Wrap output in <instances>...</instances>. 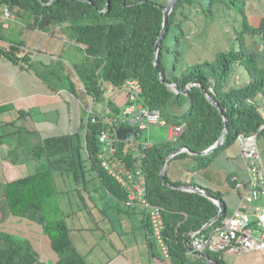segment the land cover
I'll use <instances>...</instances> for the list:
<instances>
[{
  "label": "trees",
  "instance_id": "obj_1",
  "mask_svg": "<svg viewBox=\"0 0 264 264\" xmlns=\"http://www.w3.org/2000/svg\"><path fill=\"white\" fill-rule=\"evenodd\" d=\"M167 2L0 0V6L6 4L11 11L10 19L0 20V60L7 58L20 67L36 69L37 74L54 90L52 80L64 81L86 106L89 100L105 99L106 83L121 89L128 80H138L141 87L138 102L151 110L158 109L165 125L170 124L169 128L181 126L183 130L175 138L169 137L144 148L139 147L142 153L139 157L138 152L129 145L132 138L118 140L115 152L129 165H139L143 169L147 197L162 208V236L171 260L178 264H210L197 257H188L185 240L191 232L202 229L215 217L219 207L204 195L177 188L187 185L189 181L179 176L180 165H175V162L201 160L200 164L193 163L192 169L207 168L220 153L237 142L240 134L257 133L259 136L264 133V120L259 105L260 101H264V15L256 26L249 19L247 0H176L163 25V8ZM220 10L233 11L238 16L239 26H233L229 47L217 50L212 58L197 60L178 69L182 39L188 34V22L192 16L203 15L213 19ZM11 23L15 26L20 24L21 29L58 33L69 48L65 47L50 64L36 68L33 50L26 47L22 35L12 38L15 30L11 31V35L8 34L11 33L8 31ZM162 32L159 68H156V42ZM254 42L256 47L251 46ZM236 67L243 68L248 74L242 85H236L233 81ZM160 73L165 80L177 83L183 90L192 82L200 85L191 86L187 93H177L160 79ZM75 75L80 86L72 80ZM206 93L212 96L219 107L207 98ZM129 103L127 98L123 108ZM124 109L123 113L117 108L99 113L92 106L87 122L83 125L84 148L91 168L107 191L125 206L141 209L147 221L150 248L155 249L145 210L126 204L124 189L104 170L98 157V136L103 130L116 132L119 127H133L139 135L144 130L128 122ZM225 118L228 131L222 137L226 127ZM17 132H21V136L37 133L27 129H19ZM220 137L223 138L222 143L212 152L201 154ZM37 138L36 142L24 150L25 155L33 160L46 159L48 166L19 178L0 181V221L4 222L14 215L42 225L57 254L54 264H90L73 242L55 181L56 172L62 175L69 172L78 174L82 159L75 152L74 135L64 133ZM24 139V136L21 137L20 142H25ZM185 147L194 154L182 151L172 158L167 180L174 187L168 186L161 179V171L168 156ZM19 152L22 153L20 144L10 148V159L16 163L21 161L19 156H15ZM172 173L177 176L172 177ZM232 176H227L229 181ZM189 185L198 184L192 179ZM206 191L223 199L220 191L210 188ZM204 255L219 264H227L218 253ZM0 264L48 263L41 259L30 240L0 230Z\"/></svg>",
  "mask_w": 264,
  "mask_h": 264
},
{
  "label": "rangeland",
  "instance_id": "obj_2",
  "mask_svg": "<svg viewBox=\"0 0 264 264\" xmlns=\"http://www.w3.org/2000/svg\"><path fill=\"white\" fill-rule=\"evenodd\" d=\"M247 13L254 17L251 19L252 24L258 26L262 17L261 15H264V0H247ZM216 15L217 17L213 19L206 18L203 15L192 16L191 20L188 22V34L185 38L182 39V46L180 48L182 51V56L178 69L188 63L196 62L197 60L212 58L217 50H222L229 47V45L231 44L230 41L232 39L231 31L233 29V26H239L238 16L236 12H225L223 10L218 11ZM13 33L15 34L11 36L12 38L18 35H22L18 30H15V32ZM8 34L11 35L12 32ZM40 34L45 35L43 34V32H40ZM44 37L46 38L47 36L45 35ZM35 42L37 44L38 42H41V39ZM251 46L256 47V42L252 43ZM257 48L259 49V44L257 45ZM61 59L64 60L63 58ZM0 75L9 80V78H7V76L9 75V71L5 73L1 72ZM247 75L248 74L243 68L236 67L235 73H233L234 83L236 85H242L247 80ZM72 80L78 82V78L76 77V75L72 76ZM18 84H20V82H18ZM65 95H68L67 102L64 99L65 96L63 95L59 96L58 100L54 101L51 104V106L53 108H56L58 112V117L55 112L53 117V120L56 123H54L50 127H42V129H51L50 133L67 132L73 133L74 135L75 152L82 159V162L78 167V174L69 172L62 176V173L56 172L55 181L59 189V202L63 212L65 213L67 223L72 229V236L74 237L75 241H77L79 249L83 251L84 245H82V243L78 241V238H84L85 242L88 244L87 247H89L91 244V240H94L96 237H100L102 235L95 226L91 227L89 218L93 216L98 220H112L113 222L110 221L107 225L112 226L113 223L114 227L111 228L115 229V231L113 232L111 228L108 230H111L110 236L113 238L115 237V233H119L122 231L123 220L126 217V214L124 212L126 211V208L119 201V206H117V199L113 196H111L110 198V195L105 192L100 178L95 175L89 161L87 160V154L84 148L85 129L83 125L87 122L88 112L92 106L95 112L97 111L101 113L105 112V110L114 108V106H112V104H110L111 102L108 100L110 96L105 97V99L103 100H89L86 103L87 106L84 103L80 104L79 106L77 104L78 101L76 98H74L73 96L69 98L70 96L68 93H65ZM18 105L20 106V103H18L16 106L18 107ZM259 105L261 108V112H263L264 101H260ZM19 115H21L20 112H18L17 117L8 113H3V115H0V120H5L1 121L2 124L0 122V129H5V131L3 132L7 134L6 136L9 135V132L12 129H27L23 126L28 124L29 120H26L25 117ZM11 118L15 120L12 123L7 122ZM68 118H71L72 121V125L69 128H67V123L69 121ZM21 125L23 126L19 127ZM169 127L170 124L165 126L149 125L146 129L141 131L138 140L140 142L147 143L166 140L169 138ZM29 135L26 145H24L25 142H20L18 140L16 141V138L7 137L6 139L9 148L15 147L16 143L22 146V160L26 157L24 150L35 142L36 136L34 135L32 137ZM257 142L264 167V133H260ZM236 144L237 145H232V147H230L228 150L220 153L214 160V162L207 168L196 170L192 169V164H200L201 160H191V162L184 160L180 162L179 164L181 166L179 167V176L188 178L191 174H193L195 180L198 183L206 184L208 178H210L213 173H217L223 168H237L240 176L246 175L248 172V165L246 163V160L242 157L240 146H238L237 142ZM236 152L238 153V156H236L235 158L228 157V155L232 156ZM34 166H37L38 169H44L48 166V163L45 159L37 162L36 164H34ZM33 170H36V168H34ZM22 174L23 172L18 171L15 177L21 176ZM223 198V200L227 203L229 211L232 210L233 204L236 205L239 202V195L236 192H227L224 194ZM135 211L136 217L134 218L133 223L135 226H137L136 231H138L141 228L138 226L139 219L137 218L140 214L138 213L139 208ZM81 226L84 227V230H79V227ZM21 227L27 228L23 224H17L15 220H12L4 228H8V230H15L16 228ZM44 231L46 235L45 228ZM35 233L39 234L38 239L41 241V248H43L46 253H49L50 245L48 244L46 236L40 235L41 232L39 229H36ZM137 233L141 234L142 232L138 231ZM19 238L22 239V237ZM153 241L155 242V250L160 252V254L163 256L160 247L154 239ZM101 248L106 249L103 242H101L99 248H95L93 253H91L89 259L92 260V258L97 255V251H101Z\"/></svg>",
  "mask_w": 264,
  "mask_h": 264
},
{
  "label": "crops",
  "instance_id": "obj_3",
  "mask_svg": "<svg viewBox=\"0 0 264 264\" xmlns=\"http://www.w3.org/2000/svg\"><path fill=\"white\" fill-rule=\"evenodd\" d=\"M252 18L254 17L249 15V19L251 20ZM14 26L15 24H10L8 26V31L11 32L14 30H18L19 32H21L22 38L26 42V47L28 49L33 50V60L37 63L35 64L36 68L42 65L44 66L50 64L52 59L57 57V55H59V53L62 52L65 47L69 48L67 46V43L65 44V39H63L62 35L58 33L51 34L49 32H45L39 29H21L20 24H16L15 27ZM40 32H43V34H45L47 37L45 38L44 37L45 35H41ZM39 39H41V42H38L36 44L35 41H39ZM7 71H9V75L7 76L9 80L5 79L3 76L0 75V115L1 114L3 115V113H8L10 115L17 117L18 112H20L21 115L25 117L26 120H29V122L25 126L21 125L19 127L23 126L26 127L27 130L29 131H36L37 133L35 135L36 136L35 142L38 139L37 136L44 138L47 136L67 133V132L50 133L51 129H42V127H50L51 125L56 123L53 120V117H54V112L58 117V112L56 108H53L51 106V104L54 101H57L59 96L64 95L65 96L64 99L67 102L68 95H65V93H68L70 96L69 98L73 96L74 98L77 99L78 101L77 104L79 106L80 104L83 103L82 100L69 89L68 85H66L64 81L52 80V83L56 89L54 90L48 86V84L41 78V76H39V74H37L36 69L20 67L19 65L10 61L9 59L2 58L0 60V74L1 72L5 73ZM1 79H5V80H1ZM18 82H20V84H18ZM76 85L80 86L79 80L78 82H76ZM107 96H110L108 100L111 102L114 108H117L118 110L121 109L119 111H123L124 109L123 107L128 98L126 90L124 88L121 89L117 88L116 90L106 94V97ZM18 103H20V106L18 105L17 107L16 105ZM108 110H112V109H108ZM108 110H105V112H107ZM14 120L15 119L11 118L7 122L12 123ZM68 120L69 121L67 123V128L71 127L72 125L71 118H68ZM1 121H5V120H0V122ZM18 130L19 129H12L9 132V135L6 136L7 134L3 132L5 131V129H0V181L3 182L25 176L37 170H41L38 169L37 166H34V164L39 162V160L29 159L28 156H26L25 159L22 160L21 152H19L18 155L15 154V156H19L21 161L16 163L10 159L11 158V156H9L10 148L9 145H7L6 139L7 137H11V138H16L15 139L16 141L17 140L21 141L22 133L17 132ZM24 136H25L24 145H26V142L28 140V135L24 134ZM29 136L33 137L34 134H31ZM234 145L237 144L234 143L233 146ZM229 148H227L226 150H228ZM236 156H238L237 152L232 156L228 155L229 158H235ZM182 161L184 160L175 162V165H180L179 163ZM186 161L191 162V159H186ZM34 168H36V170H33ZM18 171L23 172V174L21 176L15 177ZM229 174L233 175L232 177L238 179L242 178L247 180L249 178V171L247 172L246 175L240 176L237 168H232V169L223 168L217 173H213V175L210 178H208L206 184L198 183L195 180L193 174H191L188 178L186 177V179L189 181V183H191L192 179L195 180L198 184L197 186H200L205 190L207 188H210L214 191H220L221 193H223V197H224V194L227 192L235 193L231 187L232 183L229 182L227 177ZM171 176L175 178L177 175L176 173L175 174L172 173ZM103 189L105 190V192H107L110 195L111 198L112 195L107 191V189L104 186ZM117 206H119L118 200H117ZM237 206L238 203L236 205L233 204L232 210L235 209ZM125 208L126 211L124 212L126 214V217L123 220L122 231L119 233H115V237L113 238L110 236L111 230L113 232L115 231V229L111 228L114 227L113 223L112 226L107 225L110 221L113 222L112 220L110 221L98 220L95 219L93 216L89 218L91 227L95 226L96 229L100 231L102 235L100 237H96L94 240H91V244L89 247H87L88 244L85 242L84 238H78L79 239L78 241H80V243L84 245L83 251L85 252L79 249V245L72 236V229L69 226L71 229V237L73 239V242L77 250L81 254L85 255L87 261L90 264H178V263H174L171 260L170 256L164 257L161 254H159L158 251L156 252L155 249L150 248L149 236L147 231V221L144 218V214L141 213L142 212L141 209H139L138 213L140 214L139 217L137 218L139 219L138 226L141 227L138 231H141L142 233L138 234L137 233L138 231H136L137 226H135L133 223V220L136 217L135 210L138 208H131L127 206H125ZM232 210L230 211L228 210V212H231ZM12 220H15L17 224H23L27 228L21 227V228H16L15 230H8V228H4ZM110 228L111 230L108 231ZM36 229L40 230L41 232L40 235L43 236L45 235L43 226L37 223L36 221L30 220L28 218L13 215L10 216L4 222L0 221V230L30 240L33 247L41 257V259L48 264H54V262L57 259V254L52 249L48 236L45 235L48 244L50 245V249H49V253H46L45 250L41 248V241L38 239L39 234L35 233ZM79 230H84V227L83 226L79 227ZM101 242H103L106 249L101 248V251L100 252L97 251V255L94 258H92V260H90L89 257L91 256V253H93L96 247L97 248L100 247ZM186 254L190 258L193 257L192 253L188 249ZM221 257L225 260L227 264H264V250L249 251L240 254H235L230 251H226L221 255Z\"/></svg>",
  "mask_w": 264,
  "mask_h": 264
},
{
  "label": "built area",
  "instance_id": "obj_4",
  "mask_svg": "<svg viewBox=\"0 0 264 264\" xmlns=\"http://www.w3.org/2000/svg\"><path fill=\"white\" fill-rule=\"evenodd\" d=\"M10 18L9 7L6 4L1 5L0 20ZM105 85L107 93L116 90L111 83ZM123 88L130 101L124 109L129 123L136 125L139 129H145L149 125H165L166 122L158 109L151 110L138 102L141 93L138 80H128ZM261 115L264 120V111L261 112ZM182 130L181 126L169 128V137L175 138ZM257 139V133L240 134L237 139L249 171L247 180L241 181L231 177L229 181L232 183V189L239 195L238 206L231 212H226L206 230L190 233V246L203 256H206L205 253L222 255L226 251L240 254L264 250V167ZM98 140L100 142L98 157L102 167L124 189L127 197L126 204L145 210L152 229L151 237L160 247L163 256L168 257V248L162 236L164 229L162 208L153 204L147 197L146 177L143 169L139 165H129L127 161L116 154L115 144L119 140L116 132L103 130L99 134ZM222 140L223 138L220 143ZM130 141L129 145L132 150L138 152V157L142 154L138 148H144L151 144L140 142L136 138H132Z\"/></svg>",
  "mask_w": 264,
  "mask_h": 264
},
{
  "label": "water",
  "instance_id": "obj_5",
  "mask_svg": "<svg viewBox=\"0 0 264 264\" xmlns=\"http://www.w3.org/2000/svg\"><path fill=\"white\" fill-rule=\"evenodd\" d=\"M175 2H176V0H168L166 6L163 8V11H164L163 25H165V23L167 21L168 14L172 11V9L175 5ZM162 36H163V32L161 33V35L159 36V38L156 42V50H155V58H154V64H155L156 68H159L158 67V55H159V51H160L159 45H160ZM159 77L164 83H166L169 87H171V89H173L177 93H179V92L187 93L188 89L191 86L196 85V84L200 85V83L192 82V83H190V85H188V87L186 89L183 90V89L179 88L177 83L165 80L163 78V76L161 75V73H160ZM206 96L213 104H215L216 106L219 107L218 103L215 102V100L212 98V96L210 94L206 93ZM220 111H222V110L220 109ZM225 124H226V127L222 133V137L228 131V121L226 118H225ZM116 134H117V137L120 141H125V140L131 139V138H137L139 136L138 132L133 127H119L116 131ZM222 137H220V139L213 146H211L207 150L201 152V154H209L210 152H212V150L220 144ZM182 151H188L189 153L194 154L191 150H189L188 148L185 147V148H182L180 150H176L175 152H173L172 154H170L168 156V158L165 162V165H164V167L161 171V174H160L161 179L163 180V183L168 185V186L174 187L167 180L168 167L170 165L172 158ZM177 188H180V189L185 190V191L196 192V193H199L201 195H204V196L208 197L209 199H211L213 202H215L219 207V211H218L217 215L215 217H213L209 222H207L202 227V229H200L198 231H202L203 229L209 227L211 224L216 222L222 215H224L226 213V204L223 201V199H220L213 194H209L204 188L197 186V185H189V184L181 186V187L177 186ZM190 238H191V234H189V236L185 240V245H186V248L193 254L194 257L200 258L203 261L210 263V264H219V263L211 260L210 258L203 256V255L199 254L198 252L194 251L189 244Z\"/></svg>",
  "mask_w": 264,
  "mask_h": 264
}]
</instances>
